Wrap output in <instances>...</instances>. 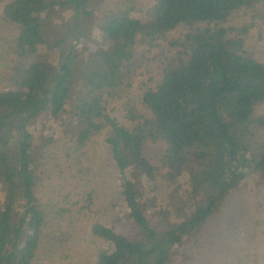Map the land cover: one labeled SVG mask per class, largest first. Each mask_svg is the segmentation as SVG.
Masks as SVG:
<instances>
[{"label":"trees","instance_id":"1","mask_svg":"<svg viewBox=\"0 0 264 264\" xmlns=\"http://www.w3.org/2000/svg\"><path fill=\"white\" fill-rule=\"evenodd\" d=\"M103 1L0 0V264H199L239 196L264 264V0Z\"/></svg>","mask_w":264,"mask_h":264},{"label":"rangeland","instance_id":"2","mask_svg":"<svg viewBox=\"0 0 264 264\" xmlns=\"http://www.w3.org/2000/svg\"><path fill=\"white\" fill-rule=\"evenodd\" d=\"M119 1L124 0H104L101 9L96 10V16L91 20L92 26L100 30L110 16L108 9ZM133 1L141 4L149 0ZM240 197L242 196L237 197V206L231 205L226 214L217 218L203 231L201 235L202 248L197 256V259H201L198 261L199 264H230L237 259L238 250L243 247L245 233L250 230L245 225V210L241 205Z\"/></svg>","mask_w":264,"mask_h":264}]
</instances>
